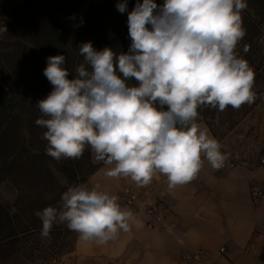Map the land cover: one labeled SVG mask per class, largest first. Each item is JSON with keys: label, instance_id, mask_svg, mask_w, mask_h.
Segmentation results:
<instances>
[{"label": "clouds", "instance_id": "1", "mask_svg": "<svg viewBox=\"0 0 264 264\" xmlns=\"http://www.w3.org/2000/svg\"><path fill=\"white\" fill-rule=\"evenodd\" d=\"M116 8L128 12L127 0ZM247 8L246 0H137L127 16V52L84 42L74 72L65 55L49 56L44 76L52 90L34 105L46 154L74 160L90 148L107 177L146 186L160 173L169 189L193 180L202 157L223 167L220 143L197 121L202 108L239 109L257 99L254 70L237 52ZM37 215L42 238L65 225L97 246L129 231L134 219L100 183L69 186Z\"/></svg>", "mask_w": 264, "mask_h": 264}, {"label": "trees", "instance_id": "2", "mask_svg": "<svg viewBox=\"0 0 264 264\" xmlns=\"http://www.w3.org/2000/svg\"><path fill=\"white\" fill-rule=\"evenodd\" d=\"M119 2L121 0H104L96 5L89 0H22L20 5L8 12L7 28L0 38V45L7 43L5 48L8 53L4 55V61L10 68V71L0 72V175L10 181L36 184L42 189L55 185L59 192L43 199H24L21 194L18 195L14 203L18 214L11 215L9 207L0 204V251L4 254V261L17 262L20 258L32 256L36 247L29 239L40 235L42 228V222L36 214L47 206L57 205L62 193L68 188L56 185L49 164L57 166L66 179L74 183L70 166L46 154V141L41 139L36 142L37 146H34L31 136L39 127L35 120L39 118L40 112L33 106L32 118H29L27 114L16 111L17 100L11 94L12 85L16 83L15 79L19 78L22 86L28 89L26 92L35 105L52 90V85L44 76L49 56L65 55V66L74 72L83 62L78 46L84 42L90 41L97 50L108 46L117 54L127 52L131 43L127 16L137 0H127L128 12L123 14L116 8ZM139 2L142 3L143 0ZM83 3H87V8L85 12L80 13ZM156 3L162 4L163 0H156ZM246 3L248 8L242 13L246 35L238 44L237 52L254 70L257 99L253 104H245L239 109L227 107L232 122L243 119L264 98V0H246ZM3 13L0 5V18ZM245 46L249 49L246 53ZM5 71H8V74L4 77ZM73 77L74 73L70 72L69 78ZM6 79L9 82L5 83ZM134 83V80L129 81V84ZM217 112V109L202 108L199 110L197 122L202 121L209 128L207 115L213 116ZM39 133L38 136L41 137L42 133ZM90 152V148L85 149L86 157L90 156ZM94 169L95 166L92 171ZM53 230L56 231L54 234L62 237L63 243H66L72 233L67 227L62 229L61 226L55 225ZM76 236L77 233L69 252L72 251Z\"/></svg>", "mask_w": 264, "mask_h": 264}, {"label": "crops", "instance_id": "3", "mask_svg": "<svg viewBox=\"0 0 264 264\" xmlns=\"http://www.w3.org/2000/svg\"><path fill=\"white\" fill-rule=\"evenodd\" d=\"M86 5L80 9L86 10ZM198 123L215 138L204 122ZM221 151L229 161L222 145ZM202 159L193 180L169 189L167 177L160 173L146 186H137L130 178L107 177L105 165L91 151L95 169L82 183H100L118 197L122 208L132 211L134 219L129 231H121L104 246L84 242L77 234L67 254L70 264H196L181 257L200 250L207 253L203 264H264V167L253 163L248 169L216 171ZM253 188L261 195L256 206L250 198ZM124 193L135 195V205L121 200ZM154 203L164 208L158 228L148 227L144 214L145 207Z\"/></svg>", "mask_w": 264, "mask_h": 264}, {"label": "rangeland", "instance_id": "4", "mask_svg": "<svg viewBox=\"0 0 264 264\" xmlns=\"http://www.w3.org/2000/svg\"><path fill=\"white\" fill-rule=\"evenodd\" d=\"M96 1L97 3L93 4H100L104 0ZM21 2V0H3L2 3H0L4 10L3 16L0 18V25L7 28L9 10L20 5ZM79 12L83 13L85 10L80 9ZM3 27H0V38H2L4 32L6 31ZM6 45V42L0 45V59L2 64H0L1 73L2 70L10 69L9 64L4 61V55L8 53L5 48ZM16 69L17 67L15 65L14 70ZM6 74H8V71H5V75L3 72L4 77ZM7 82H9L8 79H6L5 83ZM15 82L16 83L14 85L11 84L13 87L11 94L17 100L15 110L20 111L23 114H27L29 118H32L31 113L34 103L32 102V98L28 96L26 92L28 89L22 86L23 83L19 78L15 79ZM38 117L40 116L38 115ZM206 122L214 137L221 142L222 148L231 156L229 160L247 161L251 164H256L258 158L264 154V98H262L256 104V106L247 116H245L243 119H239L237 122H232V118L230 119L229 112L226 109L224 111L215 113L213 116L211 114L207 115ZM44 131L45 129L41 127L35 129L33 135L31 136L34 146H37L36 142L41 140V137L38 136V133H43ZM86 156L87 155L83 154V156L79 159L60 160L61 163L64 162L70 166V169L74 175V183L69 182L61 170L53 163H50V170L56 179V185L59 187H69L81 183L85 177L89 175L94 166L90 161V156ZM58 192L59 190H56L55 185H48L42 189V187H39V185H30L29 183L22 184L16 182V180L10 181L7 177L0 175V204L8 206L11 215L14 213L18 214V212H16L14 203L20 194L24 199L29 197L43 199L50 196L51 194L57 195ZM36 217L40 219L37 214ZM55 226H61L62 229L66 227L65 225ZM54 233H56V231L52 229L50 238H42L39 234L31 237L29 242L31 241V243L35 245L36 250H34L32 256L29 258H20L17 262H12L9 260L4 261L2 259L4 254H2L0 251V264H35L39 261L47 260L53 256L68 254L75 233L72 231L69 238H67L66 243L62 242V237L60 235H56Z\"/></svg>", "mask_w": 264, "mask_h": 264}, {"label": "built area", "instance_id": "5", "mask_svg": "<svg viewBox=\"0 0 264 264\" xmlns=\"http://www.w3.org/2000/svg\"><path fill=\"white\" fill-rule=\"evenodd\" d=\"M250 165L251 163L247 161L229 160L224 163L223 167L215 170L224 171V170L248 169ZM256 165L260 167H264V154H262L258 158ZM260 196L261 195L259 190H257L256 188L251 189L250 191L251 204L256 206L259 203ZM121 200L129 206L135 205L136 203V197L131 193H124L121 196ZM144 214L147 218L146 225L148 227L158 228L161 226L162 219L164 217V208L160 203L148 204L144 209ZM219 251L220 253L224 252V248H220ZM206 254H207L206 252L200 250L192 254H184L182 255L181 259L185 263L193 262L196 264H203ZM70 262H71L70 257L66 254V255L53 256L47 260H42L35 264H70Z\"/></svg>", "mask_w": 264, "mask_h": 264}]
</instances>
